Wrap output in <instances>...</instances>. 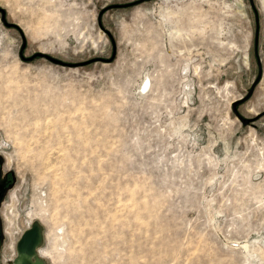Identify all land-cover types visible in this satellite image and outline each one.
Segmentation results:
<instances>
[{
	"label": "rangeland",
	"instance_id": "rangeland-1",
	"mask_svg": "<svg viewBox=\"0 0 264 264\" xmlns=\"http://www.w3.org/2000/svg\"><path fill=\"white\" fill-rule=\"evenodd\" d=\"M127 1L0 0V264H264V0Z\"/></svg>",
	"mask_w": 264,
	"mask_h": 264
},
{
	"label": "water",
	"instance_id": "water-1",
	"mask_svg": "<svg viewBox=\"0 0 264 264\" xmlns=\"http://www.w3.org/2000/svg\"><path fill=\"white\" fill-rule=\"evenodd\" d=\"M139 1L141 0H131V1L124 2V3H114V4H111L110 6H127V5L137 3ZM23 46H24V43L22 47ZM36 56H45L52 62L62 64V65H67V66L83 65L91 61L102 58V57L96 56V57H91L85 60L68 61V60H63L61 58L52 56L43 51H37L31 54L30 56H27V57L22 56V57L25 59H32ZM232 108L234 111H236L235 104L233 105ZM238 116L240 120L242 121V123L244 124L248 123L251 120V118L243 117L239 114ZM43 240H44V228H43L42 222L38 219H34L32 220V222H30L29 226L23 229L20 236L17 238L15 242L16 253L13 256V259L11 260V264H48V261L46 260V258L40 255L39 250H38Z\"/></svg>",
	"mask_w": 264,
	"mask_h": 264
},
{
	"label": "flooded vegetation",
	"instance_id": "flooded-vegetation-1",
	"mask_svg": "<svg viewBox=\"0 0 264 264\" xmlns=\"http://www.w3.org/2000/svg\"><path fill=\"white\" fill-rule=\"evenodd\" d=\"M2 158L0 156V205L2 204V201L5 197V194L8 190V186L10 185L13 176L10 174V172L6 171L3 167L2 164ZM2 218L0 216V262H1V257H2V247L4 243V239L6 237L5 233L8 234V225L6 226V229L3 230V225H2ZM16 253V248L14 251V255Z\"/></svg>",
	"mask_w": 264,
	"mask_h": 264
},
{
	"label": "bare ground",
	"instance_id": "bare-ground-1",
	"mask_svg": "<svg viewBox=\"0 0 264 264\" xmlns=\"http://www.w3.org/2000/svg\"><path fill=\"white\" fill-rule=\"evenodd\" d=\"M10 224V223H9ZM7 230H8V236L11 238L12 237V235H13V226L10 224L9 226H8V228H7ZM41 247V246H40ZM39 247V248H40ZM39 250V249H38Z\"/></svg>",
	"mask_w": 264,
	"mask_h": 264
}]
</instances>
